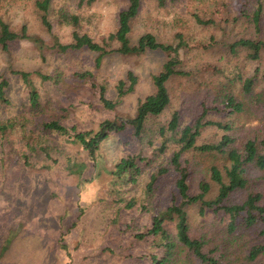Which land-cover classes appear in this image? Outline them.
Instances as JSON below:
<instances>
[{"label":"rangeland","instance_id":"obj_1","mask_svg":"<svg viewBox=\"0 0 264 264\" xmlns=\"http://www.w3.org/2000/svg\"><path fill=\"white\" fill-rule=\"evenodd\" d=\"M35 1L2 0L0 17L16 30L26 24L28 33L43 43L27 39L13 42L8 53L0 49L1 70L29 72L39 87L50 86L53 89L50 93L55 102L63 100L67 103L75 99L78 105L73 113V122L81 127L96 129L100 120L114 118L115 115H135L140 99L154 92L153 76L162 70L169 58L168 53L160 50L140 55L113 52L103 56L98 65L100 52L88 48L60 51L55 47L56 38L62 44L71 43L74 31L89 34L107 50L119 47V42L112 40L110 35L117 28L118 13L126 6L127 0H53L49 12L52 31L42 23ZM261 1L262 30L256 33L252 14L259 0L248 1V16H244L240 0H142L140 12L133 22L132 42L136 43L143 33L152 32L160 41L176 44L178 34H182L189 44L183 54V66L194 72L192 76L175 78L169 83L173 103L157 119L153 132L167 123L174 109L181 110L185 121H192L201 113L204 101L209 105L215 102L212 90L224 84L231 88L237 101L244 102L246 110L233 114L223 110L209 111L206 119L222 121L231 127H203L198 145L219 143L225 135H230L235 140L233 146L239 151H243L248 139L257 140L258 151L264 155V100L258 102L257 98H253L264 90V74H260L263 68L252 94H246L244 79L254 75L259 62L248 58L246 49L234 51L230 48L231 42L240 37L258 36L264 39V0ZM72 15L78 18L77 23H73ZM198 17L213 19L214 23H201ZM41 44L43 47L39 46ZM260 64L264 67V50ZM130 71L138 78L135 89L122 98L115 110H108L98 102L99 91L92 89L91 80L74 81V74H93L94 82L104 85L106 96L114 100L118 96L116 87L119 81L128 82ZM8 74L13 77L12 97L22 99L28 87L16 73ZM38 74L54 75V79L43 83ZM62 76L66 77L64 81L60 79ZM156 134L153 138L157 144ZM126 138L125 133L114 134L105 142L100 151L98 170L103 168L102 165L110 168L115 161L134 150L132 143L122 141ZM176 148L171 146L156 157L141 182L133 187L135 192L146 184L150 172L162 165L171 166L170 160ZM81 154H84L82 148ZM184 157L191 162L193 190H198L201 180H212V166L223 169L225 163H229L226 154L212 151L190 150ZM7 174V181L0 192V249L7 244L6 238L11 234L13 242L8 244L0 264H129V259L121 256L122 248L118 240L120 235H124L118 232L123 227L116 232L104 228L101 209L95 198V195L106 191L108 179L104 172L83 188L77 186L76 178L65 177L58 172L31 170L20 161H13ZM246 177L247 186L234 194L233 200L242 202L249 192H260L264 204V170L251 164ZM160 186L153 200L165 205L169 192L174 188V175L170 173ZM81 206L87 208L86 212L79 224L66 235L72 252V256L68 257L58 242L60 230L62 226L68 228L72 225L80 214ZM199 207L192 209L197 221L204 220L205 225L225 228L221 216L214 213L209 217L202 216ZM139 217L142 225L148 224L150 219L146 214ZM262 228L264 226L254 229L252 242H264V233L260 232Z\"/></svg>","mask_w":264,"mask_h":264},{"label":"trees","instance_id":"obj_2","mask_svg":"<svg viewBox=\"0 0 264 264\" xmlns=\"http://www.w3.org/2000/svg\"><path fill=\"white\" fill-rule=\"evenodd\" d=\"M249 0H240L246 13ZM53 0H36L39 17L49 31H52L50 8ZM2 0H0V6ZM142 6V0H127L126 6L118 13V25L110 38L119 42V47L107 50L89 34L73 33V41L62 44L56 38L55 47L60 51L88 48L100 52L97 64L103 56L118 52L123 55H140L147 51H163L169 54L162 70L153 76L155 90L140 99L136 113L132 116L115 115L114 118L100 120L96 129L81 127L73 122V113L78 104L75 99L65 103L55 102L50 86H38L25 71L10 69L16 73L28 87L26 96L20 100L12 97L10 90L13 77L0 68V192L7 181V170L13 161H20L26 168L43 173L58 172L76 178L79 188L85 187L104 172L108 184L106 191L95 195L103 217L104 228L118 231L123 227L124 235L119 236L121 256L129 259V264H264V242H252L255 228L264 226V204L260 192H249L242 202L233 200L234 194L247 186L246 172L253 164L264 170V155L258 151V142L248 139L243 151L233 146L235 140L225 135L219 143L198 145L202 129L208 125H217L229 129L231 126L222 121L208 120L209 111L245 112L244 102L237 101V96L227 85L218 86L212 92L213 102L202 103L201 113L192 121H185L181 110L174 109L166 124L152 131L153 125L173 103V93L169 83L175 78L192 76L193 71L184 68L183 54L189 48L182 34H178V42L160 41L156 34L146 32L140 35L136 43L132 42L133 22ZM263 1L253 10L252 23L256 33L262 30ZM73 23L77 17L72 15ZM201 23H214L213 19ZM41 39L28 33V26L23 24L19 30L13 29L10 23L0 17V49L4 53L10 51L11 44L20 40ZM43 47V44L39 45ZM232 50L243 48L247 57L259 64L254 75L243 82L246 94H252L257 84L259 73L264 74L260 60L264 50V39L256 37H240L230 44ZM41 81L54 79V75L38 74ZM78 81H92V89L99 91L98 102L108 110H115L122 98L135 89L137 75L130 71L127 79L120 80L117 85L118 96L112 100L106 96V87L94 82L93 74H74ZM264 78V75L262 76ZM261 78V79H262ZM65 80L66 77H60ZM50 88V89H48ZM55 90V89H54ZM211 92V93H212ZM258 102L264 100V90L254 97ZM92 105V103H90ZM221 105V106H220ZM221 107V108H220ZM127 135L122 141L132 143L134 150L123 156L110 167L98 170L99 159L105 142L114 134ZM159 142L156 144L153 135ZM177 146L172 154L171 166L162 165L150 172L148 181L141 190L133 187L152 167L157 156L164 154L169 147ZM84 154L80 155V149ZM190 150L216 152L226 154L228 162L223 169L211 168V181L201 180L198 190L192 188V170L190 160L185 154ZM172 173L174 188L169 192L165 205L156 203L154 197L160 191L162 180ZM226 178H225V176ZM155 202V203H154ZM200 206L202 216H221L225 228L218 229L205 225L204 220L197 221L192 209ZM80 214L68 228L62 226L58 239L60 247L68 257L72 256L66 235L76 227L86 207H79ZM149 217L148 224H141L139 215ZM264 233V228L261 229ZM13 242V234L6 238V245L0 249V262ZM112 250V249H111Z\"/></svg>","mask_w":264,"mask_h":264}]
</instances>
